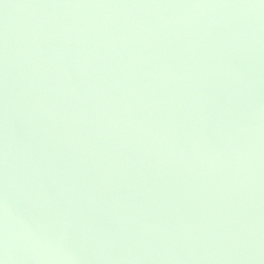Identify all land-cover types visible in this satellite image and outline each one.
Instances as JSON below:
<instances>
[{"label":"water","instance_id":"obj_1","mask_svg":"<svg viewBox=\"0 0 264 264\" xmlns=\"http://www.w3.org/2000/svg\"><path fill=\"white\" fill-rule=\"evenodd\" d=\"M264 264V3L0 0V260Z\"/></svg>","mask_w":264,"mask_h":264},{"label":"snow or ice","instance_id":"obj_2","mask_svg":"<svg viewBox=\"0 0 264 264\" xmlns=\"http://www.w3.org/2000/svg\"><path fill=\"white\" fill-rule=\"evenodd\" d=\"M261 3H264V0H260ZM0 264H6V260L3 259V260H0Z\"/></svg>","mask_w":264,"mask_h":264}]
</instances>
